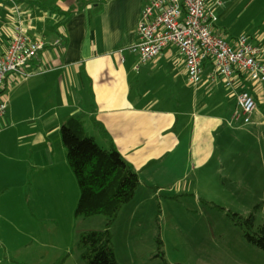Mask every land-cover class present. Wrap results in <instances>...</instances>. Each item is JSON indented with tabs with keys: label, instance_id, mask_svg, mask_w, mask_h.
<instances>
[{
	"label": "crops",
	"instance_id": "obj_1",
	"mask_svg": "<svg viewBox=\"0 0 264 264\" xmlns=\"http://www.w3.org/2000/svg\"><path fill=\"white\" fill-rule=\"evenodd\" d=\"M149 2L0 0V54L7 52L19 28L31 38L47 34L45 48L28 65L32 76L13 75L1 91L7 110L26 113L19 122L26 123L32 134L31 168L27 176L22 170L0 189L2 214L14 198L18 201L20 192L30 204L40 206L41 200L48 202L43 200L48 199L44 193L49 194L52 187V196L57 198L63 186L73 184L74 173L61 136L62 122L72 116H84L86 128L91 124L97 131L92 136L106 148L115 145L137 170L141 178L137 196L142 187L150 188L148 195L152 189L157 192L171 185V191L189 190L186 177L196 170L190 143L198 140L199 109L230 128L239 127L229 123V115L237 109V94L249 88L259 105L250 125H264V82L248 84L240 76L235 88L226 89L225 80L212 81L206 68L196 84L190 82L176 47L145 64L130 50L139 41V22ZM207 6L217 16L216 35L231 45L248 35L262 48L264 61V0H208ZM241 22L244 26L234 31ZM7 113L0 125L7 122ZM235 169L243 174L245 167L241 164ZM15 190L18 194L14 196ZM135 199L121 213L136 216L141 199Z\"/></svg>",
	"mask_w": 264,
	"mask_h": 264
},
{
	"label": "rangeland",
	"instance_id": "obj_2",
	"mask_svg": "<svg viewBox=\"0 0 264 264\" xmlns=\"http://www.w3.org/2000/svg\"><path fill=\"white\" fill-rule=\"evenodd\" d=\"M243 26L237 24L234 31ZM7 112V122L0 125V189L22 170L27 176L31 168V129L19 122L26 113ZM207 114L197 111L198 140L190 143L196 170L186 177L189 190L171 191V185L148 195L150 188L142 187L136 216L123 212L114 223L121 264H264V251L245 240L231 215L248 217L261 206L255 214L257 223H264V125L230 128ZM87 128L90 135L97 134L91 124ZM98 142L102 144L99 138ZM241 164L243 174L234 172ZM72 176L73 184L63 186L57 198L52 196L53 187L44 193L48 202L41 200L40 206L30 204L25 193L13 192L18 201L14 198L3 214L0 210V264H87L79 249L80 237L105 229L106 218H76L80 193ZM158 237L163 241L162 256Z\"/></svg>",
	"mask_w": 264,
	"mask_h": 264
},
{
	"label": "built area",
	"instance_id": "obj_3",
	"mask_svg": "<svg viewBox=\"0 0 264 264\" xmlns=\"http://www.w3.org/2000/svg\"><path fill=\"white\" fill-rule=\"evenodd\" d=\"M208 0H150L139 22V41L130 50L145 64L165 49L176 47L184 58L190 82L199 83L206 68L212 81L223 78L226 89H233L240 76L248 84L264 82L262 48L248 35L235 45L214 33L217 16ZM47 34L31 38L19 28L4 54H0V118L8 108L1 94L13 75L30 78L28 65L46 46ZM245 74V75H243ZM238 106L229 116L230 124L249 125L259 110L255 94L248 88L237 94Z\"/></svg>",
	"mask_w": 264,
	"mask_h": 264
},
{
	"label": "trees",
	"instance_id": "obj_4",
	"mask_svg": "<svg viewBox=\"0 0 264 264\" xmlns=\"http://www.w3.org/2000/svg\"><path fill=\"white\" fill-rule=\"evenodd\" d=\"M97 125L105 134L104 127L100 123ZM61 136L80 188L76 218L88 219L97 215L106 218L105 229L81 235L78 245L82 258L87 264H121L116 255L112 227L123 207L136 198L141 186L140 175L115 145L106 148L89 134L82 115L62 122ZM259 207L248 217L231 215L242 227L245 240L264 251V223L258 224L255 214ZM157 243L162 256L160 237Z\"/></svg>",
	"mask_w": 264,
	"mask_h": 264
}]
</instances>
